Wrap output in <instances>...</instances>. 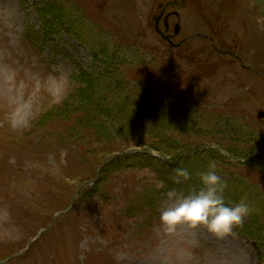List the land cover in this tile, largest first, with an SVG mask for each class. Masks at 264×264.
Returning <instances> with one entry per match:
<instances>
[{"label": "rangeland", "instance_id": "374dc122", "mask_svg": "<svg viewBox=\"0 0 264 264\" xmlns=\"http://www.w3.org/2000/svg\"><path fill=\"white\" fill-rule=\"evenodd\" d=\"M260 112L264 0H0V264H264ZM209 161L249 215L160 229Z\"/></svg>", "mask_w": 264, "mask_h": 264}, {"label": "clouds", "instance_id": "9594fccd", "mask_svg": "<svg viewBox=\"0 0 264 264\" xmlns=\"http://www.w3.org/2000/svg\"><path fill=\"white\" fill-rule=\"evenodd\" d=\"M191 173L186 168L174 169L173 182L189 181ZM201 187L187 194L173 188L165 193L161 204L159 228L174 232L177 226L205 228L218 237L231 234L235 226L243 223L251 209L246 199L229 204L225 200L227 184L217 174V162L209 161L206 171L199 174Z\"/></svg>", "mask_w": 264, "mask_h": 264}, {"label": "water", "instance_id": "95a60500", "mask_svg": "<svg viewBox=\"0 0 264 264\" xmlns=\"http://www.w3.org/2000/svg\"><path fill=\"white\" fill-rule=\"evenodd\" d=\"M165 11H166V8H165V9L163 10V12H162V13H161V14L155 19V26H156V29H157L158 33H159L162 37H164V39H166L167 41H169L170 43H172V40H171L168 36H166L165 33H164V31L160 28V20H161V18L163 17ZM174 31H175V34H179V32H180V26H179V25H176ZM172 45H173V44H172ZM259 116H260V117H264V113H263V112H260V113H259Z\"/></svg>", "mask_w": 264, "mask_h": 264}, {"label": "trees", "instance_id": "16d2710c", "mask_svg": "<svg viewBox=\"0 0 264 264\" xmlns=\"http://www.w3.org/2000/svg\"><path fill=\"white\" fill-rule=\"evenodd\" d=\"M45 26V28H46V25H44ZM49 29V28H48ZM48 31V30H47ZM248 230V229H247Z\"/></svg>", "mask_w": 264, "mask_h": 264}]
</instances>
